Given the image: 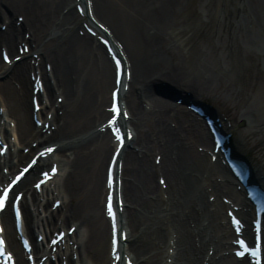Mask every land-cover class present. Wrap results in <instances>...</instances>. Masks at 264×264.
<instances>
[{"label": "bare ground", "instance_id": "bare-ground-1", "mask_svg": "<svg viewBox=\"0 0 264 264\" xmlns=\"http://www.w3.org/2000/svg\"><path fill=\"white\" fill-rule=\"evenodd\" d=\"M182 1L0 0V139L8 147L0 155V186L19 166L38 156L16 186L23 196V232L36 264L43 257L44 264H128L126 257L133 264H249L248 256L239 259L232 251L233 237L237 238L223 211L228 208L227 198L241 205L237 214L247 226L240 232L238 227L237 234L246 239L253 233L248 224L254 206L243 192L259 206L264 194L257 186L250 187L247 171L230 161L241 155L234 141L215 158L208 154L210 147L214 150L222 144L213 136L208 117L226 137L235 136L222 125L225 114H213L210 102L202 97L211 91L228 99L243 94L242 104L253 92L254 99L238 117L246 124L243 138L262 142L256 134L263 130L258 123L264 110V35L260 34L264 7L241 8L244 21L237 18L228 26L232 42L226 46L224 38L211 44L209 55L206 52L198 65L194 63L197 71L192 76L189 48L183 52L175 46L190 42L176 41L183 28ZM82 20L93 24L96 34L102 32L96 22L110 30L130 70L129 80L125 75L120 83L123 113L128 117L119 115L116 120L125 124L128 134L114 169L118 185L114 195L123 201L121 207L116 205L117 220L127 233L116 250L117 263L105 208L107 169L118 143L103 124L113 115L107 107L116 88V67L106 47L83 32V24L77 29ZM25 46L28 51L21 53ZM217 53L226 67L232 60L248 63L244 74L253 79L243 93L214 69ZM175 98L183 100L182 106L173 103ZM34 100L40 110L33 108ZM192 102H204L206 112L194 114L188 105ZM225 155L231 170L223 163ZM53 167L57 173L37 191L35 178ZM257 173L252 182L264 184V174ZM155 175L164 188L155 182ZM56 200L60 206L55 209ZM7 209L0 217L8 249L16 264H28L12 208ZM55 231L67 234L63 242L50 241ZM39 235L43 240L37 241Z\"/></svg>", "mask_w": 264, "mask_h": 264}, {"label": "rangeland", "instance_id": "rangeland-1", "mask_svg": "<svg viewBox=\"0 0 264 264\" xmlns=\"http://www.w3.org/2000/svg\"><path fill=\"white\" fill-rule=\"evenodd\" d=\"M182 5L183 10L181 11V15H179V22L182 23L183 28H180L181 33H179L176 37V39H178L176 41L189 39L190 42L186 44L187 42L185 41V44L182 45L183 47L178 45V43H176L175 46L179 48L180 51L183 50V52L186 50V47L189 48V52L187 53V65L189 66L193 76L197 71L193 68L194 63L197 62L198 65L205 57L204 55L206 52L209 55L207 48L210 47L211 44L219 42V40L224 38L225 40H228L224 42L226 46L232 42L233 39L230 40V37L228 36L230 33L228 26L229 24L231 25V21L234 19L237 20V18L244 21V17L240 9L243 7H264V0H184L182 1ZM82 24L84 25L85 22L83 20L82 22L79 21L78 25H76L77 29L84 28ZM83 32L86 33L85 30H83ZM261 33L264 35V26L262 27L260 34ZM193 48H195V50H193ZM220 48L221 47H219V49ZM219 51L221 50H218V52ZM219 54L220 53H217L219 57L217 55L215 56V58L218 57L216 61V63H218L215 65L214 69L219 72L223 78H230L235 85H238V87L241 88V93H243L245 88L247 90V82L251 77L250 75L244 74L246 70H249L248 63H234L231 59L232 61L230 62V65L226 67V64H224L223 59ZM251 78L253 79V77ZM130 92H132V89ZM207 93L208 94H204L205 96H203L202 99L212 103L214 108H217L219 112H223L225 116L228 117V121L225 126L229 127V129L234 133L235 137L233 141L235 143L236 150L251 160L254 169L257 168L259 172L264 174V110H261L262 121L260 124L258 123V128L260 127V129L263 130L261 134H256L257 137L259 135L262 137V142H259L257 138H255L256 141L251 138H246V136L243 138L242 134L243 130L246 129V124L238 117L240 109L245 107L254 99L255 96H253V92L250 93L251 98L245 100L242 104L243 94L242 96L240 95L241 97L239 95H235V99L232 97V99H228L226 96L224 97L219 95V91H215V93L212 91ZM108 101L109 95L105 103L107 106ZM173 103L175 104L176 102L173 101ZM144 104H146V108L149 106L147 103ZM177 104L182 106L179 102ZM196 147L199 150L202 146L198 144ZM208 147H210V145ZM151 156L150 158L153 159L154 154ZM156 177L157 176L155 175L154 180L157 183L158 179Z\"/></svg>", "mask_w": 264, "mask_h": 264}, {"label": "snow or ice", "instance_id": "snow-or-ice-1", "mask_svg": "<svg viewBox=\"0 0 264 264\" xmlns=\"http://www.w3.org/2000/svg\"><path fill=\"white\" fill-rule=\"evenodd\" d=\"M4 58H5V59L8 58L6 54H5V57H4ZM6 196H7V190H5V194H4V196H0V207H3V206H4V199L6 198ZM109 212L111 213V205H109ZM234 223L239 224V221H236V220L234 219ZM257 231H259L258 222H257ZM114 243H115V241H114ZM237 243L240 244L241 246H244L245 251L250 252V253H252L253 255H256L257 257L259 256V254H260V247H259V237H258V236L256 237V243H257V246H256L255 248H249V247L246 245L245 241L242 240V239H241V240H238ZM3 244H4L3 238L0 237V251L3 250ZM237 254L243 256V255L245 254V252H244V251H241V252H238ZM10 255H11V254L9 253V256H10Z\"/></svg>", "mask_w": 264, "mask_h": 264}]
</instances>
